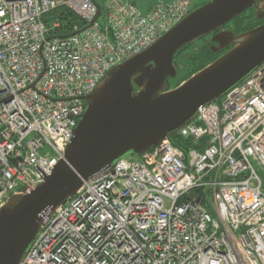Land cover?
Here are the masks:
<instances>
[{
	"label": "built area",
	"instance_id": "2783aa9c",
	"mask_svg": "<svg viewBox=\"0 0 264 264\" xmlns=\"http://www.w3.org/2000/svg\"><path fill=\"white\" fill-rule=\"evenodd\" d=\"M195 0L146 14L129 0H0V211L65 159L94 93L116 66L156 44ZM67 8L85 24L52 37ZM101 16V17H102ZM177 136L84 182L21 264H264V65ZM195 198L189 199V195Z\"/></svg>",
	"mask_w": 264,
	"mask_h": 264
},
{
	"label": "water",
	"instance_id": "95a60500",
	"mask_svg": "<svg viewBox=\"0 0 264 264\" xmlns=\"http://www.w3.org/2000/svg\"><path fill=\"white\" fill-rule=\"evenodd\" d=\"M95 3L98 15L89 26L103 13ZM251 9L257 21H264V0H211L151 48L106 75L85 99L86 108L65 159L35 191L12 196L1 209L0 264L25 260L41 231L44 212L55 213L84 182L113 169L120 160L145 155L177 136L195 120L202 106L219 101L264 65V23L241 34L224 30ZM208 36L216 44L213 52L227 51L170 89L169 80L178 76L177 54Z\"/></svg>",
	"mask_w": 264,
	"mask_h": 264
},
{
	"label": "trees",
	"instance_id": "16d2710c",
	"mask_svg": "<svg viewBox=\"0 0 264 264\" xmlns=\"http://www.w3.org/2000/svg\"><path fill=\"white\" fill-rule=\"evenodd\" d=\"M196 8L197 7H195V9ZM44 20L47 24H51L55 21H59L61 23V28L54 32L51 35L52 37L63 38L73 34L76 31V28L78 30H84L87 27L86 24L77 15H75L67 8H59L53 11L52 13L47 15ZM259 24L260 23L256 19L255 11L251 9L234 19L231 23L226 26V28H229L236 34H241L253 30L254 28L258 27ZM209 38H211V36H208L195 44L187 46L177 54L175 64L178 69V76L175 79L169 80L170 89L179 87L182 83L190 79L193 75L203 70L219 58V56H217L216 53L212 50L214 42L212 41V39H210V43L205 46L201 52L193 54V56H191V58L188 60L190 65L189 72L182 76L183 78H179L180 72L177 59L188 50H191L190 52H193V49L196 45L205 42L206 40H209ZM170 141L174 146L184 150L185 152L189 151L191 148H195L194 143L190 139H184L181 136L172 137Z\"/></svg>",
	"mask_w": 264,
	"mask_h": 264
},
{
	"label": "rangeland",
	"instance_id": "374dc122",
	"mask_svg": "<svg viewBox=\"0 0 264 264\" xmlns=\"http://www.w3.org/2000/svg\"><path fill=\"white\" fill-rule=\"evenodd\" d=\"M97 3H99L101 6H104V0H94ZM131 3H133L135 5V7L143 14H146L150 8L152 9L153 6H155L156 4H158L160 1L162 0H129ZM211 0H195L194 3V8L197 7L196 9H198L199 7L203 6L205 3L210 2ZM100 22L104 21V16H102L99 19ZM229 29V28H228ZM231 31V30H229ZM210 39L206 40L205 42L199 43L198 45L195 46V48L193 49V52H190L189 50L186 51L181 57H179L177 59V63H178V67H179V78H183L182 76H184L185 74H187L190 70V65L188 60L191 58V56H193V54L199 53L203 50V48L205 46H207L210 43Z\"/></svg>",
	"mask_w": 264,
	"mask_h": 264
},
{
	"label": "flooded vegetation",
	"instance_id": "af4514ba",
	"mask_svg": "<svg viewBox=\"0 0 264 264\" xmlns=\"http://www.w3.org/2000/svg\"><path fill=\"white\" fill-rule=\"evenodd\" d=\"M193 10H195V8H194ZM258 22H259V21H258ZM259 23H260L259 25H262V24L264 23V21H260ZM224 30H230V29H228V28L225 27ZM214 45H216V44L214 43ZM226 51H227V50H225L224 52H226ZM224 52L216 53V55L220 57L222 54H224Z\"/></svg>",
	"mask_w": 264,
	"mask_h": 264
}]
</instances>
